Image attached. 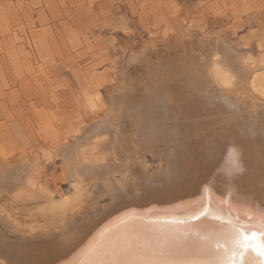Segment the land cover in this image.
I'll list each match as a JSON object with an SVG mask.
<instances>
[{
	"label": "bare ground",
	"instance_id": "1",
	"mask_svg": "<svg viewBox=\"0 0 264 264\" xmlns=\"http://www.w3.org/2000/svg\"><path fill=\"white\" fill-rule=\"evenodd\" d=\"M220 44L223 55L204 44L209 59L170 73L182 89L170 96L178 104L166 93L136 95L125 87L129 73L107 105L101 96L98 105L90 102L88 124L63 123L56 134L62 141L44 155L59 159L54 165L70 192L54 193L39 181L44 155L0 164V264H202L232 246L226 235L210 250L203 237L237 216L251 243L245 259L259 264L253 248L264 238L252 234L264 218V100L253 97L248 79L262 75L264 59ZM259 78L264 95V74ZM202 209L221 221L193 222L194 238L183 241L188 229L166 217Z\"/></svg>",
	"mask_w": 264,
	"mask_h": 264
},
{
	"label": "rangeland",
	"instance_id": "2",
	"mask_svg": "<svg viewBox=\"0 0 264 264\" xmlns=\"http://www.w3.org/2000/svg\"><path fill=\"white\" fill-rule=\"evenodd\" d=\"M222 42L240 56L264 59V0H0V164L47 154L62 141L63 123L88 124L90 102L98 105L101 96L107 105L129 73L125 87L136 95L166 93L178 104L170 96L182 89L170 73L209 59L210 48L222 53ZM133 58L140 73L131 74ZM263 74L248 79L261 100ZM55 158L44 157L39 181L66 194L70 181L61 179Z\"/></svg>",
	"mask_w": 264,
	"mask_h": 264
},
{
	"label": "snow or ice",
	"instance_id": "3",
	"mask_svg": "<svg viewBox=\"0 0 264 264\" xmlns=\"http://www.w3.org/2000/svg\"><path fill=\"white\" fill-rule=\"evenodd\" d=\"M230 159L232 164L238 168L239 165L237 154L235 153V151L230 153ZM214 218L217 221H221L222 219L219 216H216ZM260 223L262 231L259 234L253 233V236H264V218L261 219ZM242 227L243 226L240 223V218L239 216H237L235 220H227L226 224L224 225V231L216 234L205 235L203 239L205 240L210 250L220 249V241L226 235L231 237L232 246L223 248V255L220 259L202 262V264H246L245 252L247 248L251 247V243L249 242V234L247 233V230L242 231ZM253 251L256 252L257 256L262 258L259 261V264H264V240L260 241L259 246L253 248ZM114 264H116V262H114Z\"/></svg>",
	"mask_w": 264,
	"mask_h": 264
},
{
	"label": "water",
	"instance_id": "4",
	"mask_svg": "<svg viewBox=\"0 0 264 264\" xmlns=\"http://www.w3.org/2000/svg\"><path fill=\"white\" fill-rule=\"evenodd\" d=\"M215 206L217 207L218 205H215ZM191 207L194 208V206H191ZM203 207H205V205H203ZM204 209H202L201 211H199V212H197L196 214H193V215H188L189 213L186 214V215H184V211H182V212L179 211V212H176V213L173 214V217H175V218H172V217L171 218L170 217H166V218H167V220H169L171 222H174L175 224H182V225H184V227L186 229H188V231L186 233L182 234L183 241L187 242V241L190 240V242H191V240L194 238L193 237V233H191V231H192L191 228H193V224L192 223L193 222H201V221H203L204 219H207V218H212V219L214 218L212 216H209L208 217L204 213ZM182 215H184V216L181 217ZM240 223L243 226L242 227V230H243L246 226L242 222H240ZM262 237L264 238V236H262ZM254 254L257 255L256 252ZM259 258H260L259 259V261H260L261 260V257H259ZM245 261H246V259H245ZM246 264H252V263H250L249 261H246Z\"/></svg>",
	"mask_w": 264,
	"mask_h": 264
}]
</instances>
